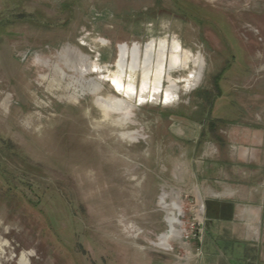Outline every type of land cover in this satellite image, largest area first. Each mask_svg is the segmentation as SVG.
<instances>
[{
  "label": "rangeland",
  "instance_id": "obj_1",
  "mask_svg": "<svg viewBox=\"0 0 264 264\" xmlns=\"http://www.w3.org/2000/svg\"><path fill=\"white\" fill-rule=\"evenodd\" d=\"M118 2L0 0V264H121L124 246L145 243L184 256L201 211L196 187L217 175L216 147L243 160L223 131L264 118V0H163L126 15L104 8ZM149 43L165 45L157 95L164 45L131 49ZM147 53L150 88L140 99ZM175 54L187 66L170 76ZM217 138L224 142L205 144ZM164 191L182 203L174 251L150 245L169 229Z\"/></svg>",
  "mask_w": 264,
  "mask_h": 264
},
{
  "label": "crops",
  "instance_id": "obj_2",
  "mask_svg": "<svg viewBox=\"0 0 264 264\" xmlns=\"http://www.w3.org/2000/svg\"><path fill=\"white\" fill-rule=\"evenodd\" d=\"M160 1L163 0H120L104 8L126 15L152 8ZM256 120L261 122L260 126L241 127L234 122L238 127L223 131L232 155L243 160L231 162L222 157L216 147L215 156L209 159L215 167L209 166V172L216 170L217 175L214 173V177L209 178L207 188L196 187L204 219L203 242L194 239L188 246L181 243L187 252L184 256L149 250L146 243L124 246L130 252L120 260L121 264H264V118ZM205 142L217 145L224 140L217 138V142L213 139ZM205 151L204 145L202 153ZM187 164H190L188 158ZM150 245L163 248L156 242ZM169 250L174 251L171 244Z\"/></svg>",
  "mask_w": 264,
  "mask_h": 264
},
{
  "label": "bare ground",
  "instance_id": "obj_3",
  "mask_svg": "<svg viewBox=\"0 0 264 264\" xmlns=\"http://www.w3.org/2000/svg\"><path fill=\"white\" fill-rule=\"evenodd\" d=\"M174 51L177 52V48H178V44H174L173 46ZM163 52L162 49L159 50V53L157 55L156 58V67L154 70V86L156 87L155 89H153V95H157V91H158V87L160 85V75L162 74V70L165 66L164 64V58H162L161 53ZM178 53V52H177ZM152 54V53H151ZM151 54L147 53L146 55V62H145V66L143 68L144 71V77L142 80V84L140 87V92H139V98L140 99H145V97L147 96V94L149 93V86L148 85L150 82H148V73L151 71L152 68V62H151ZM179 54H175L172 55L169 58V69H173L178 63H179ZM181 62V61H180ZM185 62V61H184ZM183 62V64H184ZM179 67V65H178ZM152 72V71H151ZM151 77V76H150ZM150 81V80H149ZM175 83V82H174ZM174 83L172 82L171 85L174 86ZM118 85L123 88L124 87V83L121 80V78L118 81ZM153 85V84H152ZM126 94L128 99L133 100L134 96L136 94V90L134 89V87H130L127 86L126 88ZM130 101V100H129ZM128 102L127 98L126 99H120L118 101H116V105L118 106V108H122L124 107V105ZM166 198H170V200L168 202H166ZM161 203L163 205V207L167 210L168 215L166 216V220L169 223V229L168 232L164 233L165 235H163L162 237H160V240L157 242V246H161L163 248L169 249L170 248V243H169V239L172 237H177L179 231L177 229V227L179 226V214L177 212H179L181 210V200H180V193L179 192H175V191H164L162 196H161ZM184 232V230H183Z\"/></svg>",
  "mask_w": 264,
  "mask_h": 264
},
{
  "label": "built area",
  "instance_id": "obj_4",
  "mask_svg": "<svg viewBox=\"0 0 264 264\" xmlns=\"http://www.w3.org/2000/svg\"><path fill=\"white\" fill-rule=\"evenodd\" d=\"M198 208L200 205H197ZM192 224H191V229L195 230L196 229V234L193 235V239H198L199 241H202L203 239V226H204V219L203 216L200 212V210L194 212V216L192 217ZM195 225H197V228H195ZM187 246L189 243H185Z\"/></svg>",
  "mask_w": 264,
  "mask_h": 264
},
{
  "label": "flooded vegetation",
  "instance_id": "obj_5",
  "mask_svg": "<svg viewBox=\"0 0 264 264\" xmlns=\"http://www.w3.org/2000/svg\"><path fill=\"white\" fill-rule=\"evenodd\" d=\"M150 44H152V46H153V51H157L158 52V50H159V46L160 45H164L163 43H161V44H159V46H158V48L156 49V45H154V43H149V44H145L144 45V47L143 46H141L140 44V46H138V45H136V44H134L132 47H131V49H133V48H138L139 49V51H140V53H141V55H143L144 54V51H145V49H146V47L148 46V45H150ZM167 45V44H166ZM125 47V46H124ZM180 47H181V45H180ZM128 48H129V46H128ZM172 48V47H171ZM171 48H170V52H171ZM130 49V50H131ZM164 50H163V52L165 53V45H164V48H163ZM182 52V48H180V53ZM169 55H170V53H169ZM169 55L167 56V58L169 57ZM182 55V60H183V54H181ZM155 60H156V55H155ZM118 62V61H117ZM155 62V61H154ZM169 62V61H168ZM166 63V64H168V67L170 66L169 65V63ZM164 64H165V62H164ZM178 65L179 64H177L173 69H169V73H170V76H172V72H174V71H176V69H178V68H180V67H182V66H184V67H186L187 66V60H185V62H184V65H182V66H180V67H178ZM173 82V80L172 79H169V84L171 85V83ZM167 82H164L163 83V88H164V86H165V84H166ZM169 85V86H170ZM163 92V91H162ZM161 92V93H162Z\"/></svg>",
  "mask_w": 264,
  "mask_h": 264
},
{
  "label": "water",
  "instance_id": "obj_6",
  "mask_svg": "<svg viewBox=\"0 0 264 264\" xmlns=\"http://www.w3.org/2000/svg\"><path fill=\"white\" fill-rule=\"evenodd\" d=\"M121 53H122V49H121V51H120V53H119V58H120V56H121ZM119 60V59H118ZM163 91V93L165 94V91H166V89H164L163 90V86H162V89L160 90V92H159V95H160V93Z\"/></svg>",
  "mask_w": 264,
  "mask_h": 264
}]
</instances>
